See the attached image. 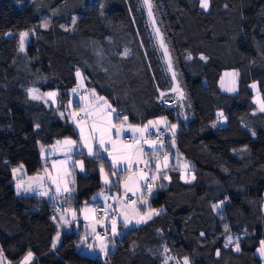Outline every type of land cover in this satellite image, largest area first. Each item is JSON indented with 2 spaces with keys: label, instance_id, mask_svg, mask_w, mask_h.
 <instances>
[{
  "label": "trees",
  "instance_id": "1",
  "mask_svg": "<svg viewBox=\"0 0 264 264\" xmlns=\"http://www.w3.org/2000/svg\"><path fill=\"white\" fill-rule=\"evenodd\" d=\"M151 5L186 95L183 120L175 106L158 101L173 81L143 0H0V251L10 262L19 264L30 251V264H183L184 258L189 264H262L257 249L264 241V112L253 98L258 90L264 101V0H210L208 11L199 0ZM62 8L68 18L75 16L71 31L61 28L65 13L57 18ZM50 19L56 21L41 28ZM22 32H33L24 53ZM77 70L86 91L119 113L116 123L125 116L139 125L164 117L175 125L174 134L167 128L166 143L176 141L196 174L186 183L173 172L151 199L161 213L129 229L106 258L83 254L73 231H65L54 249L55 206L46 198L17 195L13 184L18 165L29 174L42 169L41 145L66 137L79 144L77 128L60 114L78 85ZM226 70L238 74L235 94L220 89ZM32 88L56 91L59 107L32 99ZM219 111L224 125L217 123ZM79 156L85 172L76 174V189L64 203L76 209L102 189L101 166L112 173L107 157ZM231 233L241 235L239 251L226 245Z\"/></svg>",
  "mask_w": 264,
  "mask_h": 264
},
{
  "label": "crops",
  "instance_id": "2",
  "mask_svg": "<svg viewBox=\"0 0 264 264\" xmlns=\"http://www.w3.org/2000/svg\"><path fill=\"white\" fill-rule=\"evenodd\" d=\"M226 71H224V73H227ZM234 73L237 74V72ZM235 76L238 81V74ZM237 91L235 93H237ZM49 92H53V91H49ZM235 93H229V94H235ZM257 95L261 97L260 92L258 90H255L253 101ZM81 97H83V99H81ZM89 97L90 95L88 94V91L80 88L71 97L69 103L65 106V108L62 111H60V114L63 113L62 115L63 117L66 118L69 117L70 122L74 125H77L78 122H76L75 119L73 120V117L72 115H70V113H72V109L79 110L82 113H84L85 111L88 112L92 111L96 103H94L95 100H91V98ZM47 100L49 101L48 104L50 107L57 108L60 105L58 95L55 97L54 102L52 99H47ZM260 109H261V105L260 107L257 108V111L264 112L261 111ZM221 113L222 115H219ZM217 123L220 125H224L226 123V118L223 112L221 111H219L217 114ZM144 126L145 125H140L138 129H143ZM156 126L159 127L160 125H156ZM156 126H149L147 131L142 133L136 131L134 135L135 138L131 135H126L133 137L134 141L132 144H126L123 141L125 149L118 154V157L121 158V161L119 160L117 161L119 167L117 171L123 173L122 179L118 180V172L115 174L112 172L110 174L111 177L110 183L106 185L102 182L103 183L102 189L95 192L91 197L90 201L83 204L79 209H76L68 204L65 205L64 203L66 199L63 200V197L66 196V194L63 193L58 194L56 192L57 185H59L61 188L64 187V183L66 179L65 172H71L72 173L71 177H68L67 179L74 181V183H69L68 185L71 189H73L71 193L72 195L76 189V181H75L76 174L85 172V159L82 156H79V152H81V149H79L78 147L79 144L77 143H75L74 145L65 144L64 141L68 140V137L58 139L53 144L45 145L43 146V148L40 147L41 157L43 160V167L38 172L34 174H29L26 171V168L23 164H20L14 168L17 169V172L15 174L13 173L12 170V175L14 180L13 184L17 195L19 196L34 195V196L46 198L55 206V215H56L55 223L57 226V232L55 233L52 239V247H53V241L56 240L58 233H59V240L57 241L56 246L53 247L54 249L59 247L62 241V236L65 231H69V232L73 231L76 232L80 237L79 247L81 249L82 247L84 248L88 247L90 252H93L95 254H101L104 252L100 251V245L101 243L106 244L108 246L107 254L104 253L106 258L109 252L115 249L116 241L120 239L129 229L134 227L133 226L134 223L130 225L128 228H125L124 224L121 222L123 220V216H118L116 218L117 220L116 229L119 234L113 236L112 227H111L112 222L105 223L103 221H99L96 213V206L100 203H105L107 201L116 202L118 209L117 212L125 213L129 219H132L133 217L138 218L140 214L141 216L145 215L147 212L146 209L156 210V208H153L151 206V200L150 201L147 200L148 203L144 205L138 203L135 209L130 204L127 203L130 196L131 197L136 196L137 198H144L145 195H143V191L145 192L149 191V188H146L147 174L144 171L146 167H150L154 171H158L156 167V165L158 164L160 165L159 171L163 172L157 178L156 187L154 189H151L154 195L157 193V191L167 186V184L170 182V175L173 172H178L181 176V179L186 183H191L194 181L196 174L195 171L192 170V164L189 161H187L182 156L181 153L177 151L176 141L174 139H172L168 143H159L154 140H148L142 144L140 143V139L145 138L150 130L157 128ZM73 141L75 140L73 139ZM69 148H71L70 152H69ZM43 151H45V154H47L45 158H43ZM165 157H167L166 161H165ZM79 162L83 163V169H84L83 171H81L80 169ZM165 163L167 164V167L164 166ZM21 165H23L22 170H20ZM47 171L49 172L51 171L52 176L51 174H47ZM44 172L46 174H43ZM142 174H146V175H142ZM37 176L41 177V180L39 182H37L34 179ZM51 177H53L52 181L49 180V178ZM101 178H102V174H101ZM53 181L56 182L53 183ZM18 183L22 184L23 186V188L19 192L17 190ZM126 185L128 188L133 189V191H135V194H133V191H127L126 193V188H125ZM23 189H28V191H24ZM43 192H47L48 195H42L41 193ZM146 198H152V196ZM59 203L62 204V207L61 209H56V206ZM159 211L161 213L162 209H159ZM61 216H64L68 222L64 223V221L60 219ZM154 217L155 216H153V218ZM93 228H95V232H93ZM99 237H104L105 239L101 241ZM237 244L239 245V243ZM237 244L234 245L233 248L235 251H236L235 246H237ZM90 245L92 246L91 248L89 247ZM23 258L18 262L19 264H21ZM33 261H34V254H33ZM0 264H15V263L10 262L0 251Z\"/></svg>",
  "mask_w": 264,
  "mask_h": 264
},
{
  "label": "rangeland",
  "instance_id": "3",
  "mask_svg": "<svg viewBox=\"0 0 264 264\" xmlns=\"http://www.w3.org/2000/svg\"><path fill=\"white\" fill-rule=\"evenodd\" d=\"M201 9H203V8H201ZM209 9H210V2H209V7L207 9H203V10L208 11ZM66 10H67V8H62L61 11H58L56 14H57V18H59L62 14L65 13L63 15L65 20L62 23L61 28L63 30H70L71 31L73 29V27L75 26L74 25L75 16L73 15L71 18H68L67 16H68L69 13H67ZM147 10H148V8H147ZM148 16H149V14H148ZM149 18H150L151 33L153 34V36L156 38V40L159 42V45L161 46L160 39L158 38L157 33L155 31L158 28L156 26V23H155V20H154L153 15L151 17H149ZM55 21L56 20H51L50 19L49 23H43V24H41V28L47 29L48 26L51 23H54ZM22 33H27L28 34L27 35V38L25 40V43H24V49H23V51L20 50L22 53H24L25 50H26V47L30 43L31 37L33 35V32H22ZM19 39H20V35H19ZM161 48L163 49V52H164L163 53L164 64L166 65L168 74L172 77L173 83L171 85V88L167 92L161 93L163 95L160 94V97H158V99H159V102L160 103L166 102L167 104H172L173 106H175V108L177 109L178 116L183 120V119H185L186 114H187V112H186V108H187L186 95L183 92V90H181L179 88V85H178V83L176 81V78L173 79V73L174 72L172 70V66L169 69V60L170 59H169L168 56L167 57L165 56V49H164V47H161ZM134 63H136L137 66L139 65L138 64V60L136 58L134 60ZM226 72L227 73H224L223 76L221 77V79L219 81V86L223 90V92H226V93H235L237 91V89H238V81H237V78H236L235 75H232V73H234L235 71L234 70H227ZM80 73H81V71H80ZM78 81H79L78 84L79 83H82L83 84V88L82 89L83 90H86L87 87L85 86L84 77H83V74L82 73H81V77L78 78ZM177 87L179 88V92L173 90V89H175ZM32 89H35V88H32ZM32 89H30V90H32ZM229 89H235V90L234 91H230ZM35 90H36V94L37 95L45 96L47 99H52L50 97H47V94L48 93H51V92H42V91H40L38 89H35ZM53 92H55V91H53ZM92 92L93 91H91V92L88 91V94L90 95L89 98H91V100H95L94 103H96L95 106H94V109L92 111H90V113H92V116H90L89 118L85 119L84 113H82L79 110L72 109V113L71 114H72L73 120L75 119V121L78 122V124L81 127H83V132H84V140H81V138H80L81 127H78L77 126L78 124L75 125L76 128H77V130H78V133H79V146L78 147H79V149H81V151L83 153H86L87 154L88 149L85 148V147H82V145L85 142H87L88 144L92 145V147H93V149L95 151H98L101 155H103L105 157H108L109 158V162L110 161H113L114 158L116 159V161H118V160L121 161V158L118 157V154L121 153L125 149L124 143H123V138L126 135H131V136H133L135 138L134 135H135V132L136 131H134V129H138V127L140 125L139 124H134V123H123V122L116 123V121L118 119L116 118V115L115 114H112V116L110 118L112 120V124L115 126V127H113L111 129V132H110V138H111L112 143H107V138L108 137L106 135L105 136V141H106L105 147L107 148V151H105L104 149L100 148L98 146V141L100 139V134L97 133L96 134V139L93 140L92 137H91V135H90V132H89V127H90L91 124H93L95 122L94 119H93V117L96 116V114L101 109H103L105 106L104 105H100L99 108L96 107V105L99 103V101L97 99L93 98V96L91 95ZM181 93H182V95H181ZM95 94H96V97H101L98 93L95 92ZM168 94H171V95L167 96ZM165 96H167V97L165 98ZM103 99L106 100L105 98H103ZM258 99L260 101H263L262 98L259 97L258 95L255 97L254 103H255V105H256L257 108L260 107V105H261V104L257 103V100ZM37 100H40V101H42L44 103H47L46 105L49 106V104H48L49 101L48 102H45V100H43V99H37ZM106 101L108 102V100H106ZM108 104L111 105L110 102H108ZM138 108H141V107H138ZM103 119L105 121V126H106L107 125V120L109 119V117L107 116V114H105V116L103 117ZM161 119H165L166 120V123L159 124L160 125L159 127H166V129L168 128L169 131L173 134L174 130L172 129V125L169 124V122H168V120L166 118L159 117V118H156V119H152L150 121H157V120H161ZM117 129H120L121 130L119 135H117ZM68 140H72L73 141V139H71L69 137H68ZM40 147L43 148V145H41ZM46 155L47 154H45V151H43V158H45ZM111 163L112 162H110V164ZM118 169H119V167L117 166V167L113 168L112 172L113 173H117V172L119 173L120 171H117ZM104 173L108 176V179L110 181L111 180L110 174H108V172L105 171V168H104ZM43 174H46V173L44 172ZM47 174H51V171L50 172L47 171ZM51 176H52V174H51ZM52 179H53V177L49 178L50 181H52ZM102 182L104 183V177H103V175H102ZM143 195H145L144 198H137L136 196H133L132 197V198H134V201L136 202V205L138 203H141V200L142 199L149 200L150 201L152 198H146V197H149V196L150 197L151 196L153 197L154 196V193L152 191H146V192L143 191ZM129 200H130V198L128 199V202L127 203L131 205V202ZM262 209H263V213H264V200H263ZM149 210H155V209H146L147 212ZM156 210L160 213L159 209H156ZM117 211H118V209H117ZM140 216H141V214H140ZM154 216H157V215H154ZM152 219H153V217H152ZM152 219H150V220H152ZM150 220H147V222L150 221ZM142 224H145V223H141L139 225H142ZM139 225H137V224L134 223L133 226H139ZM229 237H231V241H229V239H228ZM240 238H241V235H237V234H233V233L228 234V236L226 237V243H227V245H229V246H231V247L234 248V245H236L239 242ZM235 247H237V246H235ZM260 248H261V242H260V245H259V247L257 249V254L262 259V264H264V256H261L260 252L258 251ZM81 251H82L83 254H85L87 256L88 255L89 256H100L101 258H105V254L104 253L95 254L93 252H90L89 249H88V247H86V248L82 247ZM22 262H23V260H22ZM22 262H21V264H22ZM32 262H33V257L31 259V261L29 262V264L32 263Z\"/></svg>",
  "mask_w": 264,
  "mask_h": 264
},
{
  "label": "snow or ice",
  "instance_id": "4",
  "mask_svg": "<svg viewBox=\"0 0 264 264\" xmlns=\"http://www.w3.org/2000/svg\"><path fill=\"white\" fill-rule=\"evenodd\" d=\"M209 2L210 0H199V4H200V7L203 8V9H207L209 7ZM143 4L145 6H147L148 8V14H149V17L152 16V5H151V0H143ZM156 33H157V36L158 38L160 39V44H161V47H164L165 49V56L167 57L168 56V52H167V48L166 46L164 45L163 43V39L162 37L160 36V33H159V29H156L155 30ZM27 33H20V50L23 51L24 49V43H25V40L27 38ZM127 51H125L123 53V55H127ZM191 57H189L190 59ZM202 59H204V57H201ZM171 68V63H170V60H169V69ZM227 75V74H226ZM232 75H237L236 73H232ZM76 76L78 78L81 77V73L79 70H77L76 72ZM173 79H175V73H173ZM253 88L256 87L255 84L252 85ZM80 88H83V84L82 83H79L77 85L76 88H73L72 89V92L73 94H75ZM174 91H177L179 92V88H175L173 89ZM230 91H234L235 89H229ZM29 94L31 95L32 99H43L45 100V102H48L47 98L45 96H41V95H37L36 94V90L35 89H32V90H29ZM58 94L55 93V92H51V93H48L47 94V97H50L52 98L53 102L55 100V97L57 96ZM91 95L93 96V98L97 99L99 101V103L96 105L97 108H99L100 105H104L105 107L103 109H101L97 114L96 116L93 117L94 119V123L90 125L89 127V132H90V135L92 137L93 140L96 139V134L99 133L100 134V139L98 141V146L102 149H104L105 151H107V148L105 147V136L107 135V143H112L111 141V138H110V132H111V129L113 127H115L113 124H112V120H111V116L112 114H115L116 115V118L119 119V113H116V110L113 109L111 107V105L108 104V102L106 100H104L102 97H96V94L95 92L93 91L91 93ZM163 95V94H161ZM182 95V93H181ZM81 99H83V97H81ZM71 103V102H70ZM257 103L261 104V111H264V101H260L259 99L257 100ZM105 114H107V116L109 117V119L107 120V125L105 126V121L103 119V117L105 116ZM61 115H63V113H61ZM70 115H72L70 113ZM219 115H222L219 114ZM84 116H85V119L89 118L90 116H92V113L88 112V111H85L84 112ZM124 122L126 123L127 122V117L125 116L124 117ZM161 123H166V120L165 119H161V120H157V121H149L148 122V125H145L143 129H134V131H139V132H145L147 131V129L149 128V126H156V125H159ZM78 127H81L79 124L77 125ZM37 127H39L37 125ZM175 125H172V129L174 130L175 129ZM120 129H117V135L120 134ZM174 134V132H173ZM254 134V133H253ZM80 138L81 140H84V132H83V127H81V133H80ZM59 143V142H58ZM65 144L67 145H74L76 142L75 141H72V140H65L64 141ZM82 147H85L88 149L87 151V155L90 156V157H94V158H100L101 154L98 152V151H95L92 147V145L88 144L87 142H85ZM71 151V148H69V152ZM167 160V157H165V161ZM80 163V169L81 171H83V163L82 162H79ZM75 164V162H74ZM118 166V163L116 161V159L114 158L113 161H112V164H111V167L115 168ZM165 167H167V164L165 163L164 165ZM157 167V170L159 171L160 170V165H156ZM23 169V165L20 166V170ZM17 172V169H13V173L15 174ZM100 172L101 174L103 175L104 177V183L107 185L110 183L109 179H108V176L104 173V168L103 166H101L100 168ZM115 174V173H114ZM72 173L71 172H65V183H64V187L61 188L59 185H57V188H56V192L58 194L60 193H63V194H66V199L67 198H70L71 197V193L73 191V189H71L68 185L69 183H74V181H71V180H68L67 178L68 177H71ZM142 175H146V174H142ZM183 178V177H182ZM194 178V177H193ZM37 182H39L41 180V177L37 176L34 178ZM153 179H155V177H153ZM56 181H53V183H55ZM23 188L22 184L18 183L17 184V190L18 192ZM126 188V193L127 191H133V189H130L127 187V185L125 186ZM24 191H28V189H23ZM138 190V189H137ZM149 191H151V187L149 186ZM42 195H48L47 192H43L41 193ZM133 194H135V191H133ZM147 200H144L142 199L141 200V205H144V204H147ZM221 204H223V201H221ZM221 204H215L213 205L214 208H217L219 209L221 207ZM131 206L135 209L137 207L136 205V202L135 201H132L131 202ZM109 208L111 206H108ZM159 212L157 210H149L145 215L143 216H139L138 218L137 217H133L132 219H129L128 216L125 214V213H117L118 216H123V220L121 221L123 224H124V227L125 228H128L130 225H132L133 223L139 225L141 223H146L147 220H150L152 219V217L154 215H158ZM104 215L107 217L108 215V210L105 209L104 211ZM55 218V217H54ZM60 219L62 221H64V223H67L68 221L65 219L64 216H61ZM116 224H117V220L116 219H113L112 220V224H111V227H112V235L113 236H116L118 235L119 233L117 232V229H116ZM93 232H95V228H93ZM203 235V234H202ZM99 239L101 241H103L105 238L104 237H99ZM229 241H231V237L228 238ZM59 240V233L57 234V237H56V240L53 241V247L56 246V243L57 241ZM90 248L92 247L91 245L89 246ZM239 245L237 244V247H236V251H239ZM100 251L104 252L105 254H107V251H108V246L104 243H101L100 245ZM166 251V249H165ZM261 254V256H264V241H261V248L258 250ZM217 255H219V252H217ZM33 257V254L29 251L27 253V255L24 257L23 259V262L22 264H29V262L31 261ZM183 264H189L188 262V259L187 258H184V261H183Z\"/></svg>",
  "mask_w": 264,
  "mask_h": 264
},
{
  "label": "built area",
  "instance_id": "5",
  "mask_svg": "<svg viewBox=\"0 0 264 264\" xmlns=\"http://www.w3.org/2000/svg\"><path fill=\"white\" fill-rule=\"evenodd\" d=\"M164 93V92H160ZM159 101V99H158ZM171 138V134L170 132L165 128V127H157L155 129L150 130L149 134L143 138L140 139V143H144L145 141L148 140H154L157 141L159 143H166L169 139ZM123 141L126 144H132L134 141V138L131 136H125L123 138ZM145 173L147 174V180H146V188H149V186L151 187V189H154L156 187L157 184V178L160 176V174H162V171H154L153 169H151L150 167H146L144 169ZM153 177H155V179H153ZM130 198V202L134 201V198L129 197ZM66 199V196L63 197V200ZM108 206H111L110 208ZM62 204L59 203L56 206V209H61ZM105 209L108 210V215L107 217L104 215V211ZM96 213H97V217L99 219V221H103L105 223H110L112 222L113 219H116L118 217L117 215V203L113 202V201H107L105 203H100L96 206Z\"/></svg>",
  "mask_w": 264,
  "mask_h": 264
},
{
  "label": "water",
  "instance_id": "6",
  "mask_svg": "<svg viewBox=\"0 0 264 264\" xmlns=\"http://www.w3.org/2000/svg\"><path fill=\"white\" fill-rule=\"evenodd\" d=\"M123 122H124V120H123ZM126 123H128V119H127V122Z\"/></svg>",
  "mask_w": 264,
  "mask_h": 264
}]
</instances>
